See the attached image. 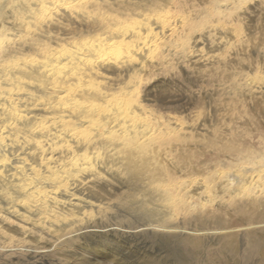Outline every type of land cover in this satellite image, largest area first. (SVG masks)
I'll use <instances>...</instances> for the list:
<instances>
[{
  "label": "rangeland",
  "instance_id": "374dc122",
  "mask_svg": "<svg viewBox=\"0 0 264 264\" xmlns=\"http://www.w3.org/2000/svg\"><path fill=\"white\" fill-rule=\"evenodd\" d=\"M181 1L189 15L185 27L191 26L189 47L195 42L203 57L195 62V53L174 56L145 74L139 86L140 102L169 129V141L150 146L141 173L122 169L88 184L101 202L88 231L24 233L15 219L3 222L0 264L264 260V0ZM59 26L53 30L59 37L86 27L73 17H63ZM202 31L208 37L194 41ZM220 38L224 45L217 44ZM163 148L168 157L160 156ZM167 182L178 201L159 210L162 226L143 222L140 209H125L126 200L143 210L158 208L163 199L153 187Z\"/></svg>",
  "mask_w": 264,
  "mask_h": 264
},
{
  "label": "bare ground",
  "instance_id": "6f19581e",
  "mask_svg": "<svg viewBox=\"0 0 264 264\" xmlns=\"http://www.w3.org/2000/svg\"><path fill=\"white\" fill-rule=\"evenodd\" d=\"M0 16V232L9 219L24 233L88 231L101 207L88 184L122 169L141 173L150 146L169 141L139 86L174 56L203 57L189 47V15L181 0H2ZM63 17L85 30L57 36ZM168 185L153 187L158 208L126 200L125 209L162 226L159 210L178 201Z\"/></svg>",
  "mask_w": 264,
  "mask_h": 264
}]
</instances>
